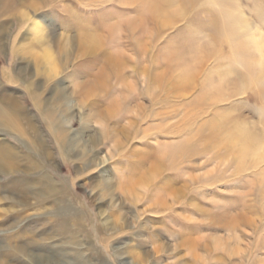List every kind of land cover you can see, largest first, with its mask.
I'll use <instances>...</instances> for the list:
<instances>
[{"label": "rangeland", "instance_id": "1", "mask_svg": "<svg viewBox=\"0 0 264 264\" xmlns=\"http://www.w3.org/2000/svg\"><path fill=\"white\" fill-rule=\"evenodd\" d=\"M16 1L0 10V100L22 111L16 130L0 126L16 165L0 199L12 177L30 185L26 207L0 202L9 264H31L11 250L31 238L50 264H264V54L251 41L264 44V0ZM234 9L250 30L233 29Z\"/></svg>", "mask_w": 264, "mask_h": 264}, {"label": "bare ground", "instance_id": "2", "mask_svg": "<svg viewBox=\"0 0 264 264\" xmlns=\"http://www.w3.org/2000/svg\"><path fill=\"white\" fill-rule=\"evenodd\" d=\"M222 3L225 1V0H220ZM16 0H0V10H4L6 11L5 13H8L9 11H11L12 9L14 10L15 7H16ZM18 4H20L18 2ZM233 11V9H231ZM230 10V11H231ZM238 10H240V8L238 7ZM236 11V9H234V14L229 12V14L231 16H229V23L233 26V29L235 30H250L251 28V25L249 24V22L247 23L244 19V17L241 16V13L239 11ZM3 13V11H2ZM91 43L95 44V38L94 36L91 37ZM251 41L256 44L257 47H260V50L262 51V53L264 54V44L262 42V40L260 38H258V35H252L251 37ZM262 54V55H263ZM112 57V56H111ZM115 59V58H114ZM119 62V61H118ZM109 65L111 68H113V60H110L108 61ZM262 65L264 64V61L262 60ZM114 69V68H113ZM117 69V68H116ZM120 72V71H119ZM115 73V71H114ZM112 74V73H111ZM109 75L108 77L112 76V75ZM126 75V74H125ZM107 77V76H106ZM105 77V78H106ZM116 77V76H115ZM117 77L119 78L120 76L117 75ZM122 77V76H121ZM114 78V76H113ZM164 78V77H163ZM125 80H127V78H124ZM133 81H136L138 79V76H135V77H132ZM153 82L155 84H160V82L162 81V76L159 74L158 75V78H152ZM182 82L184 80H187L186 82L188 83V77H184V79H181ZM180 79L178 81H176L175 83L181 81ZM117 81V80H116ZM121 81V79H120ZM123 81V79H122ZM143 82L144 84H146V81H145V78H143ZM185 84V83H183ZM129 87V86H128ZM149 88H146L144 89L147 90ZM188 89V88H187ZM240 91V90H239ZM133 94L132 95H120V97H122V103H124L125 107L126 108H130V103L132 102H136L137 99H139L140 97H142V92L139 91V89H136L134 90L133 88ZM241 92V91H240ZM240 92H237L235 91V94L237 95H241ZM217 97L219 98H225L226 95L225 94H222V92H218V94H216ZM214 97V95H213ZM15 99V98H14ZM214 99V98H213ZM144 100V99H143ZM139 101V100H138ZM4 105L6 106V108L4 107ZM19 107L18 104L16 103L15 100H13V97L11 98V96H5V98H3V100L1 99L0 100V126L2 125L3 127V130H7V129H11V126L10 125H16L18 123V114L22 113L21 110H19ZM136 109L138 110H141L143 109V106L140 107V102L138 104H136ZM50 112V110H47ZM20 112V113H19ZM21 115V114H20ZM46 117H51V113L50 114H45ZM20 117V116H19ZM25 120L28 119V116L25 115V116H22ZM22 118V119H23ZM7 121H9L10 123H8ZM52 121V120H51ZM54 122V121H53ZM53 122L50 123V127L53 128ZM17 126V125H16ZM16 126L14 127L15 130H16ZM7 127V128H6ZM13 130V129H12ZM11 130V131H12ZM10 131V130H9ZM18 133L22 135H24V131L22 130H18ZM37 137V136H36ZM61 137V136H60ZM62 138V137H61ZM62 140V139H61ZM36 141V140H35ZM35 141H31L29 143H31L34 147V143ZM60 141V140H59ZM64 143L62 141L61 143V146H63ZM31 146V147H33ZM33 147V148H34ZM38 149V147L36 148ZM251 147L249 146H244L243 148H241V152H240V155L242 156L243 154L245 155H248L247 152H251L250 151ZM34 150V149H33ZM178 152L179 151H173L172 153H170L171 155V158L175 161L176 158H177V155H178ZM243 152V153H242ZM167 155V154H166ZM13 152L12 150H10V148L6 147L5 145L3 144H0V172L1 173H5L4 171H13L15 168V161H14V157H13ZM168 156V155H167ZM45 170V169H44ZM10 174V173H9ZM14 174V173H12ZM44 174V173H43ZM42 174V175H43ZM23 176V175H22ZM8 177V176H7ZM48 177V176H47ZM2 178V177H1ZM45 178V176H44ZM10 179V178H9ZM24 179V178H23ZM26 179V178H25ZM8 187H4V191L3 193H5L3 195V197H1L2 199L4 198V200H9V201H15L19 206H24L26 207L27 205V199H26V189L27 187H29L30 183L27 182V181H24L22 180L21 178H18V177H12V179L9 181L8 183ZM52 186V185H51ZM17 187V188H16ZM36 189V188H35ZM56 191V190H55ZM39 192V191H38ZM37 192V193H38ZM43 193V192H41ZM7 194V195H6ZM20 195L22 199H18V196ZM32 195H35L32 193ZM17 197V198H16ZM32 197V196H31ZM2 199H0V202L2 201ZM3 202V201H2ZM14 207V206H13ZM19 208V207H18ZM13 210L11 211H15L17 209H14L12 208ZM25 209V208H24ZM23 214V213H22ZM103 219V218H102ZM66 222V220H63ZM59 225V224H58ZM60 225H64L63 223H60ZM23 244V243H22ZM35 244H37V240L35 238H31V240L28 241V243L24 246H12L11 247V250H13V252H18V253H21L23 256L27 257L29 262L28 263H31V264H50L51 263V259L48 258L47 256H43L42 254H35L34 252H32L33 250H35V247H33L32 251L28 250L29 246H35ZM7 253H12V252H7ZM8 254H0V261H4L6 264H9L8 262V259L6 258ZM1 263V262H0Z\"/></svg>", "mask_w": 264, "mask_h": 264}]
</instances>
